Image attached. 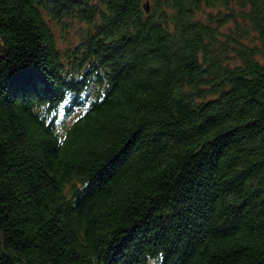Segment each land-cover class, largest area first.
Segmentation results:
<instances>
[{
  "label": "trees",
  "instance_id": "16d2710c",
  "mask_svg": "<svg viewBox=\"0 0 264 264\" xmlns=\"http://www.w3.org/2000/svg\"><path fill=\"white\" fill-rule=\"evenodd\" d=\"M0 264H264V0H0Z\"/></svg>",
  "mask_w": 264,
  "mask_h": 264
},
{
  "label": "rangeland",
  "instance_id": "374dc122",
  "mask_svg": "<svg viewBox=\"0 0 264 264\" xmlns=\"http://www.w3.org/2000/svg\"><path fill=\"white\" fill-rule=\"evenodd\" d=\"M64 24H58L56 22H49L57 45L60 49L65 50L72 48V46L79 40L78 34L81 30L80 23H74L72 21L61 22Z\"/></svg>",
  "mask_w": 264,
  "mask_h": 264
}]
</instances>
